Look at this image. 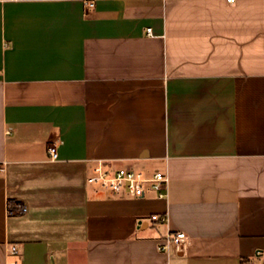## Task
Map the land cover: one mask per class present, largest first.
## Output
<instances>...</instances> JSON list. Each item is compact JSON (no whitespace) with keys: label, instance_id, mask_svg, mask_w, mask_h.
I'll use <instances>...</instances> for the list:
<instances>
[{"label":"crops","instance_id":"crops-1","mask_svg":"<svg viewBox=\"0 0 264 264\" xmlns=\"http://www.w3.org/2000/svg\"><path fill=\"white\" fill-rule=\"evenodd\" d=\"M0 264H264V0L0 1Z\"/></svg>","mask_w":264,"mask_h":264},{"label":"built area","instance_id":"built-area-1","mask_svg":"<svg viewBox=\"0 0 264 264\" xmlns=\"http://www.w3.org/2000/svg\"><path fill=\"white\" fill-rule=\"evenodd\" d=\"M2 1V0H0ZM232 3L234 0H226ZM88 7H93V1L85 2ZM148 35H152L151 28H147ZM50 159L54 160L57 157L56 143L51 142L47 147ZM87 181L90 184L106 191L108 194L116 197H144L148 192H152L157 198L163 199L167 196L168 177L165 172L161 170H154L150 174H146L140 169L131 166L113 167L98 163L88 177ZM26 207L20 203L15 205V208L9 211L13 213H24ZM150 219L156 222L165 223L167 220L166 215L153 214ZM185 239L182 232L167 233L165 240L160 244L161 250H167L170 244L177 247ZM10 253L13 255L18 254L16 246H10Z\"/></svg>","mask_w":264,"mask_h":264},{"label":"trees","instance_id":"trees-1","mask_svg":"<svg viewBox=\"0 0 264 264\" xmlns=\"http://www.w3.org/2000/svg\"><path fill=\"white\" fill-rule=\"evenodd\" d=\"M16 204H17L16 202L9 201V204H8L9 211L13 210L15 208ZM245 261H246V259L242 260V263L245 262Z\"/></svg>","mask_w":264,"mask_h":264}]
</instances>
